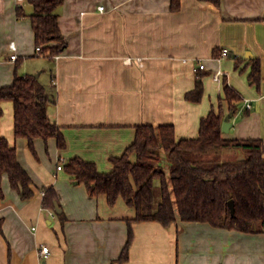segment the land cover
I'll return each mask as SVG.
<instances>
[{
    "label": "crops",
    "instance_id": "obj_1",
    "mask_svg": "<svg viewBox=\"0 0 264 264\" xmlns=\"http://www.w3.org/2000/svg\"><path fill=\"white\" fill-rule=\"evenodd\" d=\"M18 6L33 12L28 0H0V86L14 81L17 68L37 75L66 147L55 137L37 138L34 154L26 138L15 136L13 102L2 103L1 133L17 147L35 193L23 199L3 176L0 264H264V231L181 219L168 226L133 220L129 258L120 261L135 209L122 197L109 205L105 195H91L64 166L57 168L80 156L110 171V158L125 152L141 124H173L178 139L198 136L202 117L224 94V78L242 100L223 137L264 140V0H221L220 6L181 0L179 10L171 0H64L56 11L67 47L52 58L38 54L30 16L18 17ZM253 59L259 84L249 77ZM198 78L203 98L189 101ZM51 186L65 220L43 206L42 189ZM43 245L50 247L46 256Z\"/></svg>",
    "mask_w": 264,
    "mask_h": 264
},
{
    "label": "trees",
    "instance_id": "obj_2",
    "mask_svg": "<svg viewBox=\"0 0 264 264\" xmlns=\"http://www.w3.org/2000/svg\"><path fill=\"white\" fill-rule=\"evenodd\" d=\"M28 1L33 12L28 15L22 6H18L17 16H30L35 44L42 47L38 54L51 58L59 55L67 47L56 11L64 0ZM201 1L221 5V0ZM180 6L181 0H171L172 10H179ZM253 60L249 77L253 83L259 84L261 70L258 60ZM223 91L218 105H213L202 117L196 137L178 139L173 124H141L136 126L135 139L125 152L110 158V171L101 172L95 162L80 156L68 159L64 167L76 181L86 184L91 195H105L109 205L114 206L122 197L136 211L135 217L129 218V225L133 220H153L168 226L181 219L209 222L216 227L244 232L264 231V140L223 137L222 123L226 114L230 111L236 113L242 100L226 78ZM203 95L204 82L198 78L186 98L200 102ZM50 99L51 95L37 75H21L18 68L14 81L0 86V198L4 197L2 180L5 174L23 199H29L35 193L33 179L19 161L17 147L1 133L2 103L13 102L15 136L26 138L36 154L37 138L47 141L55 137L60 148L66 147L61 126L48 114ZM248 111L247 108L245 113ZM223 148L241 151L243 155L225 161L203 157ZM163 155L167 164L162 163ZM42 190L43 206L56 211L57 191L53 186ZM231 199L235 201L234 215L229 206ZM59 217L66 219L63 212ZM132 239L130 225L128 242L120 261L129 258Z\"/></svg>",
    "mask_w": 264,
    "mask_h": 264
},
{
    "label": "rangeland",
    "instance_id": "obj_3",
    "mask_svg": "<svg viewBox=\"0 0 264 264\" xmlns=\"http://www.w3.org/2000/svg\"><path fill=\"white\" fill-rule=\"evenodd\" d=\"M31 62H36V61H31ZM18 73H19V70H18ZM163 156H164V160L162 161V163L167 164L166 163V156L165 155H163ZM241 156L242 155L240 153H238V151H235L234 149L223 148V149H215V150L207 153L203 157L208 159V160L225 161V160H229V159L238 158ZM45 157L47 159L49 158L48 151L46 149H44V158Z\"/></svg>",
    "mask_w": 264,
    "mask_h": 264
},
{
    "label": "built area",
    "instance_id": "obj_4",
    "mask_svg": "<svg viewBox=\"0 0 264 264\" xmlns=\"http://www.w3.org/2000/svg\"><path fill=\"white\" fill-rule=\"evenodd\" d=\"M20 1H22V0H20ZM99 9H100L101 11H104V10H105V6H100ZM11 48H12L14 51L17 49V48H16V43H15V42H11ZM41 49H42V47L38 46V47H37V52H40ZM221 55H222L223 57H224V56H227V55H228V50H227V49H224ZM11 59H12V60H17V59H18V55H17L16 52H14L13 54H11ZM200 67H201V68H204V67H205V64L201 63V64H200ZM215 78L220 79V78H221V72H217V73L215 74ZM246 105H247V108H251V104H250L249 102H248ZM64 163H65V160H63V159L60 160V162H59V164H58V167H57L58 170H60V169L63 168ZM41 253H42L44 256L48 255V254L50 253V247L47 246V245H43L42 248H41Z\"/></svg>",
    "mask_w": 264,
    "mask_h": 264
},
{
    "label": "water",
    "instance_id": "obj_5",
    "mask_svg": "<svg viewBox=\"0 0 264 264\" xmlns=\"http://www.w3.org/2000/svg\"><path fill=\"white\" fill-rule=\"evenodd\" d=\"M248 55L252 56V54L250 52L247 53ZM234 112L233 111H230L226 114L224 120H223V123H222V130L227 132L229 131L230 127L232 126V122H231V118L233 116ZM229 206H230V209H231V212H232V215L235 214V201L233 199H231L229 201ZM56 210L58 213H61L62 212V209L61 207L59 206V204L57 203L56 204Z\"/></svg>",
    "mask_w": 264,
    "mask_h": 264
}]
</instances>
